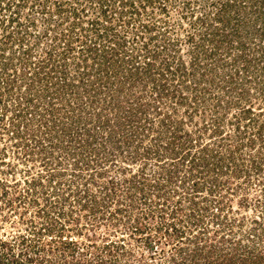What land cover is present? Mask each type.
<instances>
[{
	"label": "rangeland",
	"instance_id": "obj_1",
	"mask_svg": "<svg viewBox=\"0 0 264 264\" xmlns=\"http://www.w3.org/2000/svg\"><path fill=\"white\" fill-rule=\"evenodd\" d=\"M251 254L264 264V0H0V258Z\"/></svg>",
	"mask_w": 264,
	"mask_h": 264
},
{
	"label": "trees",
	"instance_id": "obj_2",
	"mask_svg": "<svg viewBox=\"0 0 264 264\" xmlns=\"http://www.w3.org/2000/svg\"><path fill=\"white\" fill-rule=\"evenodd\" d=\"M80 5L82 6V4H80ZM63 6H65V5L63 4ZM131 6H133V4H131ZM133 8H134V7H133ZM59 9H60V11L62 10L61 6H60ZM76 11H79V10H76ZM76 11H75V14H76ZM105 13H106V12H105ZM96 33H97L98 38H102V36H104V35H105V36H108V35H107L108 33H107V34H104L105 32H104V33H101L100 30H97ZM111 37H112V35L110 36V39H111ZM110 42H111V41H110ZM112 45L114 46L115 44L112 43ZM120 46H121V45H120ZM112 50H113L114 52L116 51L117 53H121V50H119V48H112L111 51H112ZM74 87H75V85H72V88H73V89H74ZM46 123H47V122H46ZM65 244H67V243H65ZM71 244H72V242H70L68 245H71ZM199 248H200V247H199V245H198V249H199ZM195 256H198V254H195ZM252 257H253L252 254H251V255H248V256H246V257L240 255V260H239L240 262H239V264H247V262H249V261L252 259ZM231 259H232V258H231ZM231 259H229V260H230V262L232 263L233 260H231ZM224 260H225V261H223V264L226 263V259H224ZM227 261H228V260H227ZM14 262H15V263H13V264H21V262H20V261H17V260H14ZM29 262H31V261H29ZM230 262H229V263H230ZM255 262H256V263H255ZM5 263H6V264H11L10 262H6V261H4L3 259L0 258V264H5ZM31 263L33 264V263H35V262L32 261ZM231 263H230V264H231ZM254 263H255V264H258L256 260L254 261ZM254 263H252V264H254ZM235 264H236V262H235Z\"/></svg>",
	"mask_w": 264,
	"mask_h": 264
}]
</instances>
